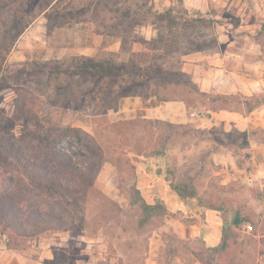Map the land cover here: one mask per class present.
<instances>
[{"label": "rangeland", "instance_id": "1", "mask_svg": "<svg viewBox=\"0 0 264 264\" xmlns=\"http://www.w3.org/2000/svg\"><path fill=\"white\" fill-rule=\"evenodd\" d=\"M257 8L253 23L226 6L214 17L158 0H0V187L53 213L29 225L38 242L25 249L0 235V264H264V152L249 149L264 127L246 137L152 114L173 100L193 101L189 114L246 113L251 95L200 97L183 70L193 53L222 45L237 56L246 41L257 53L239 71L255 75L252 95L264 99ZM2 141L55 167L63 155L77 171L38 184ZM211 212L225 218L218 244L206 236Z\"/></svg>", "mask_w": 264, "mask_h": 264}, {"label": "crops", "instance_id": "2", "mask_svg": "<svg viewBox=\"0 0 264 264\" xmlns=\"http://www.w3.org/2000/svg\"><path fill=\"white\" fill-rule=\"evenodd\" d=\"M160 3L167 4V6L182 5L185 8L197 10L203 14L214 17H221V7L226 6L235 15L250 16L255 18V22L258 19L255 7L257 6L252 0H158ZM253 4L252 7H250ZM254 7V8H253ZM258 9V8H257ZM216 12V14H213ZM244 21V18H243ZM251 25V24H250ZM249 24L246 22L241 23L238 27L248 28ZM253 26V25H252ZM215 29L220 34L219 44L225 41V30L227 29L225 23L216 24ZM229 30V29H227ZM243 53H237V56L230 57L229 54H225L222 49V45L209 54H201L200 52L193 53L188 60H185L183 64V70L191 74L196 80L198 87L203 92H214L221 94H233L242 92L247 95H252L256 92L255 75L249 72L243 73L239 71L242 64H246L247 70H249L250 61L245 60V57L249 54H256L257 47L254 46L251 49H247L250 44L246 41ZM247 49V50H246ZM252 49H255L254 51ZM229 55V56H228ZM254 62V61H253ZM253 68V67H252ZM253 70V69H252ZM258 108H255L251 112H240L237 110L220 109L212 113L210 117H206L202 112L201 107H196V111L201 113L200 116L195 117L189 114V109L184 100H173L160 107L153 108L152 114L157 118L169 120L175 123L186 124L188 122H201L200 125L205 127L222 126L226 132L236 130L239 133H244L253 129L255 126L264 127V113H257ZM250 139V136H249ZM249 149L256 153L264 152V142L261 140H252L251 147ZM211 216H207V232L206 236L216 239V244L221 242L223 231L225 229V218L221 213H209ZM36 264H47L43 261H38Z\"/></svg>", "mask_w": 264, "mask_h": 264}, {"label": "trees", "instance_id": "3", "mask_svg": "<svg viewBox=\"0 0 264 264\" xmlns=\"http://www.w3.org/2000/svg\"><path fill=\"white\" fill-rule=\"evenodd\" d=\"M87 68H90V66H87ZM112 69L113 68H108L106 69V72L110 73ZM159 75L161 74L159 73ZM164 78L168 79L169 77ZM193 90L200 97L208 95V93L202 92L197 88H193ZM217 96L226 102H229L230 100L236 101L235 95ZM243 98H245L247 112H251L264 103V99L259 95H251ZM252 100L254 101L252 102ZM186 102L187 107L190 110L193 101L186 100ZM210 116V113L206 114V117ZM242 135L247 137L248 133L244 132ZM1 146L23 165L35 170L32 172L36 174L38 184L43 182L49 184L50 182V184L53 185H61L60 182L62 179H71L73 172L77 171V167L72 162L66 160V157L63 155H60V157H63L64 162H68L67 165L65 164L61 167H55L47 165L45 160L40 159L39 155L36 158H33L32 155L28 156L23 147H16V149L7 148L5 141L1 142ZM46 214H49L50 216L53 215V213L49 212H46ZM46 214L44 213V210L38 207L27 206L24 204L16 191L10 188L6 189L5 187H0V235L4 237L5 244L8 248L25 249L27 245H32L35 241L38 242L37 238L31 237L34 230L31 229L29 225L35 226V228L39 227L40 220H42ZM28 235L30 238L27 237Z\"/></svg>", "mask_w": 264, "mask_h": 264}, {"label": "built area", "instance_id": "4", "mask_svg": "<svg viewBox=\"0 0 264 264\" xmlns=\"http://www.w3.org/2000/svg\"><path fill=\"white\" fill-rule=\"evenodd\" d=\"M252 2L262 11L264 12V0H252ZM192 116L198 117L201 113L197 112L196 110H192L190 113ZM205 115V114H204ZM247 232H253L254 226L252 224L245 225Z\"/></svg>", "mask_w": 264, "mask_h": 264}]
</instances>
